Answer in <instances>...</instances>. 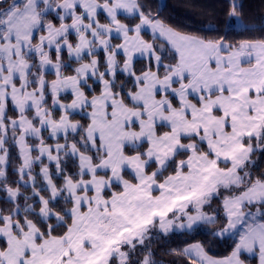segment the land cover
<instances>
[{
  "label": "snow or ice",
  "instance_id": "1",
  "mask_svg": "<svg viewBox=\"0 0 264 264\" xmlns=\"http://www.w3.org/2000/svg\"><path fill=\"white\" fill-rule=\"evenodd\" d=\"M162 11L0 0V264H161L173 236L185 264H264V17L232 40Z\"/></svg>",
  "mask_w": 264,
  "mask_h": 264
},
{
  "label": "trees",
  "instance_id": "2",
  "mask_svg": "<svg viewBox=\"0 0 264 264\" xmlns=\"http://www.w3.org/2000/svg\"><path fill=\"white\" fill-rule=\"evenodd\" d=\"M141 3L153 15L157 14L158 6H162L163 11L160 13L159 18L175 30L188 34L201 35L206 38H218V35L222 34L231 24L232 30L229 32V39H259L262 35L257 31V28L259 26V18L264 17V0H236L240 8L238 19L244 23L243 26H237L234 18L230 20L231 0H141ZM135 22L137 21H132V23ZM209 25L218 26L221 32L205 31L204 29ZM233 33L243 34L237 35ZM146 38L150 39V36L147 35ZM139 66L140 64L138 63L137 67ZM254 158L258 162V168L254 171V174L256 172H264V157L254 156ZM9 170L11 171V169ZM0 207H6V205L0 202ZM194 239L203 240L204 237L197 235ZM185 240L189 243L193 242L186 236H173L170 242L154 239L152 248L156 252V259L161 264H185L181 257L166 254L174 248H183ZM230 243V241L219 244L214 243L210 254L217 257L227 255L230 251ZM246 262L256 264V259L249 257Z\"/></svg>",
  "mask_w": 264,
  "mask_h": 264
},
{
  "label": "rangeland",
  "instance_id": "3",
  "mask_svg": "<svg viewBox=\"0 0 264 264\" xmlns=\"http://www.w3.org/2000/svg\"><path fill=\"white\" fill-rule=\"evenodd\" d=\"M234 20H236V24H237V26H243L244 25V23L241 21V20H239L238 18H234ZM233 20V21H234ZM241 22V23H240ZM148 34H146V36H147ZM146 36H145V38H146ZM150 36V35H149ZM167 62V61H166ZM253 159H255L254 157H253ZM213 207H215V204H213ZM207 227H211V226H207Z\"/></svg>",
  "mask_w": 264,
  "mask_h": 264
},
{
  "label": "crops",
  "instance_id": "4",
  "mask_svg": "<svg viewBox=\"0 0 264 264\" xmlns=\"http://www.w3.org/2000/svg\"><path fill=\"white\" fill-rule=\"evenodd\" d=\"M250 258H254V257H250ZM246 264H249V263L246 262ZM256 264H257V261H256Z\"/></svg>",
  "mask_w": 264,
  "mask_h": 264
}]
</instances>
